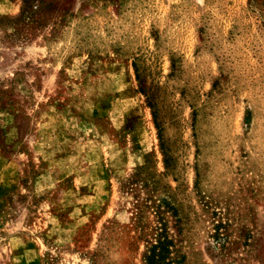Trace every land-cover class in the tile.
<instances>
[{"label":"rangeland","instance_id":"1","mask_svg":"<svg viewBox=\"0 0 264 264\" xmlns=\"http://www.w3.org/2000/svg\"><path fill=\"white\" fill-rule=\"evenodd\" d=\"M264 264V0H0V264Z\"/></svg>","mask_w":264,"mask_h":264},{"label":"trees","instance_id":"2","mask_svg":"<svg viewBox=\"0 0 264 264\" xmlns=\"http://www.w3.org/2000/svg\"><path fill=\"white\" fill-rule=\"evenodd\" d=\"M169 249L168 240L160 241L158 244L153 245L146 255V260L149 264H171L166 259V252Z\"/></svg>","mask_w":264,"mask_h":264}]
</instances>
